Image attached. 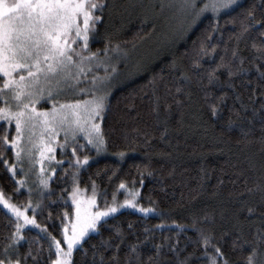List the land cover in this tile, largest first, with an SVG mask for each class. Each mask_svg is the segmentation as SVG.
<instances>
[{"label":"trees","instance_id":"obj_1","mask_svg":"<svg viewBox=\"0 0 264 264\" xmlns=\"http://www.w3.org/2000/svg\"><path fill=\"white\" fill-rule=\"evenodd\" d=\"M107 3L108 8L103 13H97L103 16L98 29L101 36L106 32L111 33L113 44L140 41L153 30L137 11L140 0H107ZM247 10L253 12L260 24L249 29L237 41L235 37L240 34L241 22ZM211 20L210 15L202 18L173 56L160 58L140 76L118 87L109 97L102 121L108 138V150L113 154L119 151L127 154L124 158L109 155L90 162L87 169L81 172V185L88 184V177L91 176L111 193L116 191L121 180L139 181V167L145 173L139 200L144 207H148L151 198L152 207L157 212L146 215L122 210L114 214L101 227V234L85 238L83 249H87L86 253L81 248L74 250L72 264H99L100 254L104 255L106 264H113L108 259L113 249H106L103 241L112 237L113 243H119L116 228H121L127 234L120 247V264H124L129 242L135 243L137 238L143 242V264H148L147 257L155 253V245L158 244L164 245L159 264H180L181 261L186 264H209L203 255V247L195 243L197 231L188 227L193 224L194 217L198 218L200 225L215 234L214 242L220 245L234 264H243L242 258L250 247L245 245L243 252L238 248L233 250V240L241 235V231L244 238L253 240L257 229H264V192L257 190L258 185L264 184V142L261 140L264 136L261 127L264 125V78L258 75L255 67L259 65L264 70V60L257 58L264 55V50L258 51L253 47L254 44L264 46V0H244L223 13L219 20V31L213 34L209 44V47L215 44L216 51L213 55L202 57L198 66L194 64L195 50L198 48L195 42ZM104 46L103 39L91 43L93 50ZM234 49H238L239 57L244 59L243 67L249 71L237 72L230 78L227 68H221L217 71L219 82L209 84L208 71L221 62V56L226 61L231 60ZM233 63L240 67L239 59ZM153 78L155 91L151 83ZM177 88L180 92L176 91ZM206 92L212 95L206 96ZM221 93H227V98L213 115L209 104L216 103L215 97ZM237 94L239 99L236 98ZM155 95L160 96L159 114L153 110ZM177 100L182 103L177 104ZM169 104L170 113L167 108ZM165 117L166 125L163 123ZM165 126L168 133L162 140L161 132ZM4 129L5 125L0 124V135ZM7 134L11 138L10 130ZM5 156L10 163L13 161L11 148L6 150ZM114 168L119 171L109 182L107 177L112 175ZM64 169H69L68 163L58 169L35 213L38 224L46 225L57 238H60L62 231L60 220L71 219L74 214V208L64 204L61 199L62 190L66 189L63 191L64 197L71 191L68 187L71 183L70 171L65 176ZM98 171L99 176L96 175ZM148 172L152 175H147ZM0 186L12 195V201L16 204H22L27 199L25 190L21 189L19 194L13 191L17 184L2 163ZM121 191L119 189L116 194ZM247 207H255L257 212L249 215ZM65 208L69 213L66 218L61 216ZM205 216L207 220L203 219ZM15 223L14 216L0 206V249L6 242L7 234L14 230ZM161 224L164 226L157 227ZM177 224L186 227L181 230ZM23 231L32 240L33 249L41 248L38 259L34 261L29 257L27 264H50L55 254L51 258L47 254L48 239L39 229L27 228ZM36 237L40 238L41 244L35 242ZM173 244L176 245L175 249L170 247ZM28 248V241H21L20 251L27 252ZM93 253H96L95 260Z\"/></svg>","mask_w":264,"mask_h":264},{"label":"snow or ice","instance_id":"obj_2","mask_svg":"<svg viewBox=\"0 0 264 264\" xmlns=\"http://www.w3.org/2000/svg\"><path fill=\"white\" fill-rule=\"evenodd\" d=\"M239 2L240 0H174L175 7L187 20L188 31H191L205 16L212 17L208 28L195 42L198 48L195 50L194 64L199 66L202 57L215 53L217 46L212 44L209 47V44L213 34L219 31L220 17ZM106 8H108L107 0H0V124L5 125L4 133L0 135V163L5 166L13 182L17 184L13 191L19 194L23 186L29 193L27 203L17 205L12 202V195L6 193L0 186V206L6 208L16 221L14 230L7 234L6 242L0 249V264H27L29 257L35 261L40 256L41 248L33 249L32 240L24 235L25 225L35 226L48 239L47 254L49 258L55 254V259H50V264H72L74 250L83 249L86 237L101 234V227L121 209L129 207L138 209L144 214L157 212V209L152 207L151 198L148 207H144L138 200L141 194L140 189L135 185L139 183L143 187L145 175L139 167H137L139 181L121 180L116 191L111 193L108 188L98 185L91 176L88 177V184L81 186V172L87 169L91 157L86 154L81 157L77 149L85 150L90 147L97 155L108 150V138L102 127V121L111 95L109 86L113 75L118 71L117 67L110 63V54L113 51H124L118 43L113 48L111 33L106 32L103 36L99 34L98 24L103 21V16L97 13H103ZM232 23L235 24V21ZM259 24L260 21L255 20L253 12L247 10V15L241 22L240 34L235 37L236 40L239 41L249 29ZM97 39H103L105 46L93 50L90 44ZM253 47L258 48V51L264 50V46L258 47L254 44ZM231 57V60L226 61L221 56V62L208 71L209 84L219 82L217 71L221 68H227L230 78L237 72L249 71L243 67L244 59L239 57L238 49L232 51ZM257 58L264 60V55ZM237 59L240 67H236L233 63ZM255 67L258 75L264 78V70H261L259 65ZM98 68L104 70L103 74L97 71ZM81 83L87 86L80 87ZM151 83L155 91V78ZM68 91L71 92L70 99L53 98ZM176 91L180 92V89L177 88ZM205 95L212 94L206 92ZM227 95L221 93L220 96L215 97L216 103L210 102L209 107L213 115L218 111L219 105L225 102ZM236 98L239 99V94ZM40 102H50L52 107L38 108L37 104ZM159 102L160 96L155 95L153 110L157 114L160 109ZM176 103L181 104L182 101L177 100ZM167 108L170 113L171 105H167ZM163 123L166 125L167 117L164 118ZM13 126L15 135L9 139L7 133ZM261 127L264 129V125ZM58 129L63 132V140L58 139ZM167 133L168 128L165 126L161 132L162 140ZM45 134L51 143L45 142ZM81 140L84 142L81 143ZM261 140L264 142V136ZM53 145L70 150L72 153L67 161L69 169H64L65 176H68L70 171L71 183L68 187L71 191H68L67 197H64L63 191L66 189L62 190L61 199L64 204L74 208V218L60 220L62 226L60 238L52 235L46 225L37 224L34 211L40 205L32 204L33 188L28 186L27 181L29 173L39 165L36 183L40 195L43 196L44 190L49 189V182L55 175L56 169H45V158L49 163L55 162L60 166L65 162L56 159L54 155L56 148ZM9 148L12 149L14 157L11 163L5 156ZM37 152L39 159L36 158ZM126 154L125 151L115 153L120 158H124ZM25 163L28 164L27 168ZM18 169L22 173L20 176H17ZM118 171V168L112 170V175L107 177L109 182ZM46 172L50 174L46 175ZM99 174L98 171L96 175ZM147 175L150 176L152 173L148 172ZM129 184L132 187H129ZM119 189L125 190L123 201L117 199L116 192ZM257 190L264 192V184L258 185ZM30 208L33 210L31 216L28 214ZM246 211L249 215H254L257 209L247 207ZM160 214L163 215L162 212ZM61 216L65 218L69 216L67 208L62 211ZM203 219L207 220L208 217L205 216ZM163 226L161 224L157 227ZM177 227L184 230L186 226L177 224ZM188 227L197 231L198 239L195 243L203 247V255L209 264H234L220 245L214 242L215 234L200 225L198 218L194 217L193 224ZM115 232L118 234L119 243H113L112 237H109L103 241V244L106 249H113L109 261L120 264V247L125 242L127 234L121 228H116ZM147 239L146 236L145 240ZM62 240L65 243H61ZM21 241H28L27 252L20 251ZM35 242L42 243L39 237L35 238ZM142 243L138 238L135 243L129 242V251L125 254L124 264H133V262L143 264ZM232 244L233 250L238 248L241 252L244 251L245 245L250 247L242 258L243 264H264V229H257L253 240L244 238L241 231V235L236 236ZM163 247V244L155 245V253L147 257L148 264H159ZM170 247L175 249L176 245ZM209 248L212 249L211 252L208 251ZM83 250L87 252V249ZM95 257L96 253H93L94 260ZM99 264H106L103 254H100ZM180 264L186 262L181 261Z\"/></svg>","mask_w":264,"mask_h":264},{"label":"rangeland","instance_id":"obj_3","mask_svg":"<svg viewBox=\"0 0 264 264\" xmlns=\"http://www.w3.org/2000/svg\"><path fill=\"white\" fill-rule=\"evenodd\" d=\"M243 1L244 0H240L239 4H241ZM137 11L139 12V14H141L144 17V21L146 23L151 24L153 30L151 31L149 35H147L140 41H136L131 44H125L122 42L115 43V44L118 43L120 48L124 51L123 52L113 51L110 54L111 55L110 63L114 64L118 69L117 73L113 75L112 81L109 86L111 94L118 87L124 85L126 82L133 80L134 78L140 76L145 71V69H147L151 64L158 61L160 58L168 56V55L173 56L176 52L177 47L186 39L189 33L195 28L193 27L191 31L187 30V20L184 17H182V15L179 13L177 8L175 7L174 0H140V6L137 9ZM228 11H225V12H228ZM115 44H113V48L115 47ZM90 47H91V44H90ZM97 71H100L101 74H103L104 70L102 68H98ZM86 86L87 85L85 83H81L80 85V87H86ZM53 98L63 100V99H70L72 98V96H71V92L68 91V92L62 93L61 96L59 97H53ZM77 98L82 99L83 97H77ZM37 107L38 108H51L52 105L50 102L48 103L40 102L37 104ZM10 131H11L12 136L9 139H12L15 135L14 126L12 129H10ZM58 132H59L58 139L63 140V132L60 131L59 129H58ZM25 135H27V133H25ZM38 136H39V129L37 130V137ZM44 138H45V142L51 143V141L48 140L47 134H45ZM34 139H36V137H34ZM80 142L83 143L84 141L81 140ZM53 146L56 148V151L54 153V155L56 156V159L62 160L65 162L63 163L62 166H60L56 164L55 162L49 163L47 161V158H45V163H44L45 169H48V168L56 169L55 175L52 176V179L49 182V186H50L51 181L55 178L58 169L63 167L72 156V153L70 152V150L61 149L58 145H53ZM87 150H89L88 153L85 152L86 149L85 150H81L79 148L77 149L78 154L81 157H83L85 154L91 157V159L89 160V163L101 157H105L109 155L117 156L111 153L109 150L99 155H97V153L94 150H91L90 147L87 148ZM36 158L39 159L38 152H37ZM27 167H28V164L25 163V168ZM38 171H39V165H37L29 173L27 177L28 186L33 188V192L31 194V201L33 205L35 204L40 205L41 199L48 192V189H45L44 190L45 194L43 196L40 195V192H39V189L36 183L37 181L36 173ZM45 174L49 175L50 173L46 172ZM20 175H22V173L18 169L17 176H20ZM129 187H132V185L129 184ZM135 187L140 189V194H141L142 187L140 186V184L137 183ZM21 189L26 191L27 199L23 200V202L27 203L29 199V193L27 191V188L21 186ZM121 190H122L121 193L117 195V199L119 201H123V199L125 198V190L124 189H121ZM17 205H21V204H17ZM39 208L40 206L38 208H35L34 214L39 210ZM122 210H132V211L139 212L138 209H133L129 207H125L124 209H121L120 211ZM28 214L30 216L33 215V210L31 208L29 209ZM148 214H152V213H148ZM73 218H74V214L71 217V219ZM27 228L38 229L35 226L25 225L24 230ZM61 243H65V241L62 240Z\"/></svg>","mask_w":264,"mask_h":264}]
</instances>
